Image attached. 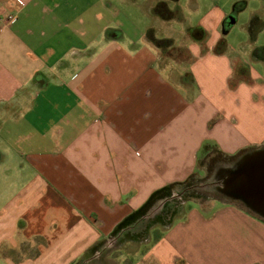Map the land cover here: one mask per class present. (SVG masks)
<instances>
[{"label": "crops", "instance_id": "0c3cea01", "mask_svg": "<svg viewBox=\"0 0 264 264\" xmlns=\"http://www.w3.org/2000/svg\"><path fill=\"white\" fill-rule=\"evenodd\" d=\"M246 6L0 0V264H80L171 201L205 147L264 149V47L223 39ZM187 207L136 264H264L263 219Z\"/></svg>", "mask_w": 264, "mask_h": 264}, {"label": "rangeland", "instance_id": "374dc122", "mask_svg": "<svg viewBox=\"0 0 264 264\" xmlns=\"http://www.w3.org/2000/svg\"><path fill=\"white\" fill-rule=\"evenodd\" d=\"M241 1L246 2L247 6L244 10H241L238 23L223 39L232 43L240 52L247 54L248 51L264 47V0H207V6L210 7L211 4L216 2L223 11L231 13L234 4ZM162 7L163 3L158 6L161 13L164 12ZM252 16L255 19L253 26L250 27ZM194 21L196 22V19ZM253 36H255V39ZM238 160L239 158H223L213 148L205 147L194 175L186 184L190 190L184 192L185 194H180L179 190L182 187L179 188L177 196L170 201L171 203L166 202L155 215H151L152 217L143 223L137 226L131 224L132 231L128 230L129 232L126 234L112 235L100 242L97 248L87 254L80 264L138 263L144 253L148 252L151 246L162 236V233L170 228L178 217L185 214L187 206L189 204L191 206V203L219 201L239 205L244 209L242 202L226 200L222 193L217 190L218 184L226 175L220 168L233 167ZM19 178L14 179V183H18ZM5 183H9V180L0 174V186ZM1 203L4 204V201ZM167 203L169 205H166ZM2 206H0V210L3 209Z\"/></svg>", "mask_w": 264, "mask_h": 264}, {"label": "water", "instance_id": "95a60500", "mask_svg": "<svg viewBox=\"0 0 264 264\" xmlns=\"http://www.w3.org/2000/svg\"><path fill=\"white\" fill-rule=\"evenodd\" d=\"M220 170L226 175L217 190L226 200L242 202L246 211L264 220V149L248 153L233 167Z\"/></svg>", "mask_w": 264, "mask_h": 264}, {"label": "trees", "instance_id": "16d2710c", "mask_svg": "<svg viewBox=\"0 0 264 264\" xmlns=\"http://www.w3.org/2000/svg\"><path fill=\"white\" fill-rule=\"evenodd\" d=\"M237 8H238V7H237ZM236 10H237V9H236ZM227 29H228V27H225V31H227ZM262 52H264V51H262ZM223 158H225V157H223ZM191 178H192V177H191ZM188 182H189V181H187L186 183L181 184V185L178 186L177 190H179V188L182 187V188L179 190V193H180V194H182V193H184V192L190 190L189 188H187V185H186ZM184 194H185V193H184ZM168 202H170V201H168ZM170 203H171V202H170ZM166 205H169V203H167ZM132 224H133V223H132ZM130 226H131V224L128 223V222L122 224V225L117 229V234L123 233V232L125 231V229H126V228L129 229Z\"/></svg>", "mask_w": 264, "mask_h": 264}, {"label": "built area", "instance_id": "2783aa9c", "mask_svg": "<svg viewBox=\"0 0 264 264\" xmlns=\"http://www.w3.org/2000/svg\"><path fill=\"white\" fill-rule=\"evenodd\" d=\"M4 20L6 22H14L16 20V16L13 15V14H9V15L6 16V18H4Z\"/></svg>", "mask_w": 264, "mask_h": 264}, {"label": "flooded vegetation", "instance_id": "af4514ba", "mask_svg": "<svg viewBox=\"0 0 264 264\" xmlns=\"http://www.w3.org/2000/svg\"><path fill=\"white\" fill-rule=\"evenodd\" d=\"M161 5V4H160ZM162 9H164V12H167V7H165V5H164V3H163V7H162ZM236 13V12H235ZM234 16H235V14H233ZM231 18V17H230ZM234 19L233 18H231V22L233 21Z\"/></svg>", "mask_w": 264, "mask_h": 264}]
</instances>
